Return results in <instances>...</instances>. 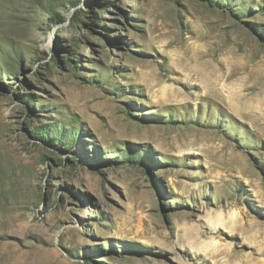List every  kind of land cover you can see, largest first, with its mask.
<instances>
[{"label":"rangeland","instance_id":"obj_1","mask_svg":"<svg viewBox=\"0 0 264 264\" xmlns=\"http://www.w3.org/2000/svg\"><path fill=\"white\" fill-rule=\"evenodd\" d=\"M1 245L264 264V0H0Z\"/></svg>","mask_w":264,"mask_h":264},{"label":"bare ground","instance_id":"obj_2","mask_svg":"<svg viewBox=\"0 0 264 264\" xmlns=\"http://www.w3.org/2000/svg\"><path fill=\"white\" fill-rule=\"evenodd\" d=\"M200 60V59H199ZM209 61V60H208ZM197 62V61H196ZM204 62V61H203ZM189 65V64H188ZM209 65V64H208ZM198 66V65H197ZM206 66V67H205ZM196 67V66H195ZM210 67V66H209ZM192 68V67H191ZM195 69V68H194ZM215 70V69H214ZM216 71V70H215ZM194 74H198V76L201 78V81H203V80H207V82H209V83H211L213 80H216L218 77H216V74L217 73H215L213 70H209L208 69V66H207V63H201V68H198V70L197 71H195V73ZM186 75H187V72H186ZM229 75H232L231 73L229 74ZM216 78V79H214V78ZM227 77V76H226ZM198 78V77H197ZM217 82V81H216ZM215 82V83H216ZM218 83V82H217ZM212 84V83H211ZM208 85V84H207ZM224 87V86H223ZM212 88V87H211ZM211 88H209V89H211ZM220 88V87H219ZM206 89H207V87H206ZM222 93V92H221ZM163 95V94H162ZM250 222H248V223H245L244 224V226H246V228H247V230L248 231H252V229H254L255 228V226H252L251 224H249ZM234 225V224H233ZM236 226V225H235ZM242 224H240V226L239 227H241V229H244L245 227H244ZM232 227V229H235L234 228V226H231ZM259 227V226H258ZM262 227V226H261ZM255 230V229H254ZM256 232V231H255ZM190 233H187V236L189 235ZM192 234V233H191ZM190 234V235H191ZM189 235V236H190ZM250 244H251V242H250ZM2 246L3 245H1L0 246V248H2ZM256 249H258L257 247H256ZM262 250V249H261ZM230 251V250H229ZM227 252V251H226ZM231 252V251H230ZM1 253V252H0ZM227 254V253H226ZM235 254L233 253H229L227 256H228V258H234L235 256H234ZM7 256V255H6ZM237 257V256H236ZM6 257H0V259L1 260H3L4 261V259H5ZM8 260V259H7ZM6 262V261H5ZM239 263H240V261H239ZM8 264V263H7ZM240 264H251L250 263V261H249V258L247 257V256H245V257H243L242 259H241V263Z\"/></svg>","mask_w":264,"mask_h":264}]
</instances>
